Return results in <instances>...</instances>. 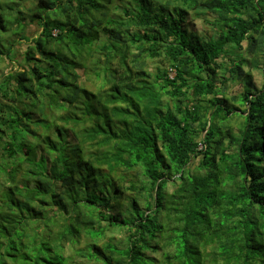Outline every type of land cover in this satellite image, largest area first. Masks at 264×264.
<instances>
[{"label": "trees", "instance_id": "obj_1", "mask_svg": "<svg viewBox=\"0 0 264 264\" xmlns=\"http://www.w3.org/2000/svg\"><path fill=\"white\" fill-rule=\"evenodd\" d=\"M16 57L0 264H264V0H0Z\"/></svg>", "mask_w": 264, "mask_h": 264}, {"label": "rangeland", "instance_id": "obj_2", "mask_svg": "<svg viewBox=\"0 0 264 264\" xmlns=\"http://www.w3.org/2000/svg\"><path fill=\"white\" fill-rule=\"evenodd\" d=\"M189 23L191 24L192 26V29L199 35H209L211 34V31H210V28L209 26L204 23L202 20H199V19H196V20H191L189 21ZM40 28L37 26V25H32L28 28V31H27V36L30 37V38H36L39 33H40ZM16 61L15 63H13L12 65H9V64H6L5 66L4 65H0V72H2L4 70V67H5V70L7 69H11L12 67L17 70L20 65V62L21 60L19 59L20 57H16ZM254 73V78L255 80L259 81L261 80V75L259 72H253ZM173 77V73L171 75ZM242 91V85L237 82L235 84H230L228 89H227V97L229 99L233 98V97H236L240 92ZM236 105H238L237 103H235Z\"/></svg>", "mask_w": 264, "mask_h": 264}]
</instances>
